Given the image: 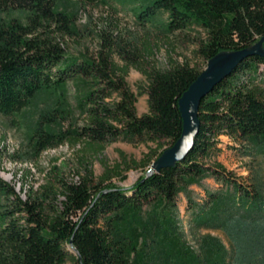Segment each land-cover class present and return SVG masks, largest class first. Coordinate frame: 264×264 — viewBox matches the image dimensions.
I'll list each match as a JSON object with an SVG mask.
<instances>
[{
  "label": "trees",
  "instance_id": "trees-1",
  "mask_svg": "<svg viewBox=\"0 0 264 264\" xmlns=\"http://www.w3.org/2000/svg\"><path fill=\"white\" fill-rule=\"evenodd\" d=\"M81 1L89 5L99 0ZM57 2L0 0V15H24L0 20V113L13 115L39 93L63 92L77 80L86 89L80 101L83 122L63 126L73 112L60 100L28 134L33 153L39 156L68 143L101 154L108 144L125 139L155 143L157 149L139 164L151 165L180 138L179 99L202 69L187 63L147 70L139 67L138 58L153 56V45L147 43L140 54L112 36L104 37L96 56H70L64 36L78 33L73 16L58 9ZM161 10L168 13L171 33L192 24L206 31L195 53L206 64L221 51L244 49L264 36V0H147L137 16L150 22ZM131 68L150 81L149 110L142 115L126 80ZM199 120L194 147L184 160L151 174L145 169L129 186L112 182L114 177L127 178L121 170L124 163L105 165L98 182L91 171L69 182L55 167L46 183L30 192L24 187L18 191L17 184L0 175V264H131L135 246L125 236L131 218L145 205H175L189 185L209 177L232 187L205 190L199 212L210 220L227 205L221 212L226 213L222 225L235 251L230 264H264V197L221 163L207 161L221 152V135L236 142H264V56L245 58L216 84L200 102ZM164 143L169 146L159 151ZM237 153L246 156L248 151Z\"/></svg>",
  "mask_w": 264,
  "mask_h": 264
},
{
  "label": "rangeland",
  "instance_id": "rangeland-1",
  "mask_svg": "<svg viewBox=\"0 0 264 264\" xmlns=\"http://www.w3.org/2000/svg\"><path fill=\"white\" fill-rule=\"evenodd\" d=\"M146 3L147 0H99L86 5L81 0H58L57 8L73 16L78 33L74 37L64 36L67 54L96 56L104 37L112 36L121 45L137 49L140 54L147 43L153 45L154 55L149 59L138 58L139 67L165 71L172 64L188 63L203 71L207 64L195 53L206 39V31L192 24L183 31L171 33L167 30L168 13L163 10L150 22L143 23L137 15ZM11 16L24 18L16 11L3 13L0 20ZM126 80L129 89L137 96V113L148 112L149 79L140 70L131 68ZM64 91L41 92L21 111L10 116L0 113V175L6 181L17 184L18 191L24 187L30 192L45 184L55 167L69 182L80 181L81 177L90 175L89 171L98 182L105 165L114 167L124 163L121 170L127 178L121 180L114 177L112 182L122 186L132 185L153 164L139 166L152 150L157 149L155 143H133L120 139L108 144L101 154H89L82 144L73 146L68 143L48 149L39 156L30 149L28 134L35 128L40 116L58 106L60 100L67 101L73 112L72 119L64 122L63 126L83 122L80 101L86 91L85 86L75 80L69 82ZM219 139L221 152L213 154L207 161L221 163L235 178L264 197V142L257 145L248 141L236 142L226 135H221ZM168 146L164 143L159 151ZM237 149L246 150L248 154L240 156ZM134 161L138 166L135 167ZM231 188L209 177L189 185V192H181L175 205L155 203L143 206L126 227V240L135 246L131 264L232 263L235 251L222 225L226 213L221 211L226 210L227 205H222L213 219L209 220L210 215L202 212L199 217L205 190L225 192ZM23 196L26 198L25 193ZM206 209L207 213L212 211L210 206Z\"/></svg>",
  "mask_w": 264,
  "mask_h": 264
},
{
  "label": "water",
  "instance_id": "water-1",
  "mask_svg": "<svg viewBox=\"0 0 264 264\" xmlns=\"http://www.w3.org/2000/svg\"><path fill=\"white\" fill-rule=\"evenodd\" d=\"M252 55L264 56V36L244 49L221 51L208 61L207 67L179 99V109L183 119L180 138L153 162L148 174L173 167L186 158L193 149L195 138L199 133V106L202 98L245 58Z\"/></svg>",
  "mask_w": 264,
  "mask_h": 264
},
{
  "label": "bare ground",
  "instance_id": "bare-ground-1",
  "mask_svg": "<svg viewBox=\"0 0 264 264\" xmlns=\"http://www.w3.org/2000/svg\"><path fill=\"white\" fill-rule=\"evenodd\" d=\"M7 179H10V176H7Z\"/></svg>",
  "mask_w": 264,
  "mask_h": 264
}]
</instances>
